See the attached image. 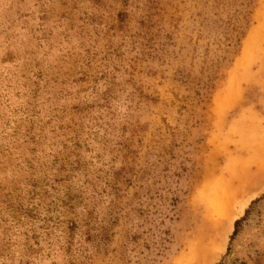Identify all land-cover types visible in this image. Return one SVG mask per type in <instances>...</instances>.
<instances>
[{
  "label": "rangeland",
  "instance_id": "rangeland-1",
  "mask_svg": "<svg viewBox=\"0 0 264 264\" xmlns=\"http://www.w3.org/2000/svg\"><path fill=\"white\" fill-rule=\"evenodd\" d=\"M221 9L0 0V264H205L223 188L210 264H264V0L199 103Z\"/></svg>",
  "mask_w": 264,
  "mask_h": 264
},
{
  "label": "trees",
  "instance_id": "trees-1",
  "mask_svg": "<svg viewBox=\"0 0 264 264\" xmlns=\"http://www.w3.org/2000/svg\"><path fill=\"white\" fill-rule=\"evenodd\" d=\"M222 9L215 14L216 19L207 25L209 38L213 49H206L207 61L204 79L200 85L204 93L198 101L202 103L214 89L219 71L225 63H230L239 51V47L250 24V17L257 0H218ZM210 54V55H209ZM255 201H252L253 204ZM245 211V215L247 214ZM245 215L234 222L230 240L238 232L239 225ZM223 264V263H218Z\"/></svg>",
  "mask_w": 264,
  "mask_h": 264
},
{
  "label": "bare ground",
  "instance_id": "bare-ground-1",
  "mask_svg": "<svg viewBox=\"0 0 264 264\" xmlns=\"http://www.w3.org/2000/svg\"><path fill=\"white\" fill-rule=\"evenodd\" d=\"M209 199L211 206L219 216V220L214 224V234H210V247L201 248L203 245V239L201 238L199 240V244L201 245L192 248L193 255L197 252H202V257L206 262L205 264L213 262L216 254L224 250L223 242L227 234L230 232L234 221L243 214L245 208L250 202L249 199L235 202V199L231 192H229L228 188L218 189L213 193V197Z\"/></svg>",
  "mask_w": 264,
  "mask_h": 264
}]
</instances>
